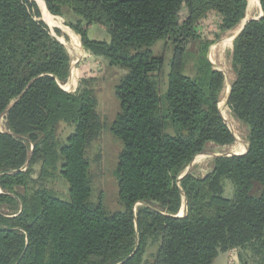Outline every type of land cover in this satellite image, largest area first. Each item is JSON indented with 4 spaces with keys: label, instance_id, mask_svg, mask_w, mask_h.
Returning a JSON list of instances; mask_svg holds the SVG:
<instances>
[{
    "label": "trees",
    "instance_id": "16d2710c",
    "mask_svg": "<svg viewBox=\"0 0 264 264\" xmlns=\"http://www.w3.org/2000/svg\"><path fill=\"white\" fill-rule=\"evenodd\" d=\"M42 1L85 52L126 71L109 127L122 145L115 176L123 210L107 215L89 203L85 154L101 126L90 89L59 86L70 72L55 38L60 30L41 20L34 0H0V119L7 127L0 130V205L13 197L22 204L14 217L0 216V264H136L151 237L160 240L153 264H210L219 254L264 245V0L261 18L246 24L230 50L226 105L248 129L246 151L215 157L202 178L184 172L205 145L231 146L236 138L219 109L225 79L208 58L210 45L197 56L193 77L183 74L186 47L208 12L219 15L220 32L237 26L246 0ZM91 26L109 41L89 40ZM160 41L173 46L163 95L164 61L151 51ZM59 125L71 130L63 145ZM36 161L41 179L58 175L68 185L67 201L45 189L30 197L17 192L32 183ZM222 180L231 184L229 198Z\"/></svg>",
    "mask_w": 264,
    "mask_h": 264
},
{
    "label": "rangeland",
    "instance_id": "374dc122",
    "mask_svg": "<svg viewBox=\"0 0 264 264\" xmlns=\"http://www.w3.org/2000/svg\"><path fill=\"white\" fill-rule=\"evenodd\" d=\"M34 1L38 3L37 0ZM246 2L247 8L244 18L237 26L227 32H220V17L218 14L208 12L203 15L194 25V31L197 37L190 40L186 47V65L183 74L193 77L195 74L194 64L197 56L204 49L205 45H210L208 58L213 68L222 72L225 79L224 88L221 92L219 109L225 123L236 138L235 143L231 146L222 147L211 143L205 145L203 152L194 159L189 169V172L199 178L204 177L213 169L216 156H229L241 153L246 149L248 129L232 116L225 102L230 83L234 79L230 65V50L233 38L238 34L246 22L259 20L262 15L258 0H246ZM40 13L42 15L41 10ZM184 14L185 12L182 10L180 18H183ZM57 20V22H47L48 25H51L48 27L54 29L53 26L59 25L58 22H60L59 27H66L61 18L58 17ZM61 24L64 27H62ZM57 29L60 30V35L54 37L64 45L70 59L69 76L64 82H59V86L65 89L64 84L70 79L72 74L75 76V74L78 75L79 72H82L80 75H83V78L78 81V88L85 87L92 91L96 104L95 115L101 126V131L90 142L85 154L89 164L91 180V196L89 203L93 206L100 203L105 213L107 215H112L123 210L118 200L115 176L117 159L122 145L109 133V127L119 113V102L115 96V87L126 74V71L119 67H111L107 61L101 58H94L88 52H85L81 46L80 37L72 30L75 36L70 40L68 34L64 33L60 28ZM87 38L98 42L109 41L107 32L97 26H91L87 30ZM172 50L173 46L168 41H160L151 48L153 55L155 57H161L164 61L162 71L159 75L160 95H163L166 89L168 62ZM6 128L5 119L2 117L0 119V130L5 131ZM70 134L71 130L68 127L59 125L55 137L58 143L63 145ZM40 165L39 161L33 164L30 175L32 183H30L26 189H18L17 192L20 195L30 197L37 189H45L56 198L67 201L68 185L58 177V175H56L54 179H41ZM26 168L27 164L24 165L22 170L24 171ZM222 186L225 197L229 198L232 193L231 184L222 180ZM253 194H257V189L253 191ZM13 198L14 200L12 202L0 205V216L11 218L22 209L20 200L16 197ZM183 214L184 209H181L179 215L181 216ZM159 246V239L156 237L149 238L143 246L142 255L136 264H153ZM210 264H264V245L258 242L250 247L227 252L226 255L220 254V256L214 259Z\"/></svg>",
    "mask_w": 264,
    "mask_h": 264
},
{
    "label": "crops",
    "instance_id": "0c3cea01",
    "mask_svg": "<svg viewBox=\"0 0 264 264\" xmlns=\"http://www.w3.org/2000/svg\"><path fill=\"white\" fill-rule=\"evenodd\" d=\"M55 28H60V29L64 30V33H66V34H68V36H70L69 37L70 40H72V38H74V35L75 34L71 30L70 31H69V29L68 30H65L64 28H61L59 26H56ZM80 74H82V72L81 73L79 72L78 75L75 74V76L72 74V76L70 77V79H68L67 82L64 84L65 89L64 88H61V89L63 91H65V92H68V93L75 92L77 90L78 86H79V84H78L79 82L78 81L82 80L81 78H83L82 77L83 75H80ZM244 151H245V149L243 150V152ZM243 152H241V153H243ZM224 254L226 255V253H224ZM218 256H220V254Z\"/></svg>",
    "mask_w": 264,
    "mask_h": 264
},
{
    "label": "bare ground",
    "instance_id": "6f19581e",
    "mask_svg": "<svg viewBox=\"0 0 264 264\" xmlns=\"http://www.w3.org/2000/svg\"><path fill=\"white\" fill-rule=\"evenodd\" d=\"M37 4L38 6L40 7V10L42 12V19L46 22V24L48 25L49 22H54V21H58L57 18L58 17H54V16H51L48 12H46L45 10V6L43 4V1L42 0H37ZM44 16V17H43ZM48 22V23H47ZM58 24L60 25V22H58ZM55 25V24H54ZM59 25H56V26H59ZM48 26H51V25H48ZM53 26V25H52ZM56 26H53V27H56ZM62 27H64L62 24H61ZM65 30H68V28L64 27ZM64 31V30H63ZM70 31V30H69ZM75 36V35H74ZM70 37V36H69ZM77 47V46H76Z\"/></svg>",
    "mask_w": 264,
    "mask_h": 264
},
{
    "label": "water",
    "instance_id": "95a60500",
    "mask_svg": "<svg viewBox=\"0 0 264 264\" xmlns=\"http://www.w3.org/2000/svg\"><path fill=\"white\" fill-rule=\"evenodd\" d=\"M45 6V5H44ZM41 20L46 24V22L42 19V15H41ZM247 22L243 25V27L241 28V30L238 32V34L233 38V40L241 33V31L243 30V28L246 26ZM47 25V24H46ZM48 26V25H47ZM228 97H229V89H228V92H227V96H226V100L225 102L227 103V100H228ZM246 151V149H245ZM245 151L243 153H237V154H232V155H229V156H234V155H242L245 153ZM216 157H222V156H216ZM194 161V160H193ZM192 161V162H193ZM192 162L190 163V165L187 167V169L185 170V174L189 172V169H190V166L192 165ZM182 209H185V206L182 207Z\"/></svg>",
    "mask_w": 264,
    "mask_h": 264
}]
</instances>
